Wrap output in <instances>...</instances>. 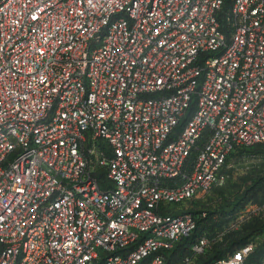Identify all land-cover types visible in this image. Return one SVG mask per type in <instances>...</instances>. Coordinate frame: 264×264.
Masks as SVG:
<instances>
[{
  "label": "built area",
  "instance_id": "obj_1",
  "mask_svg": "<svg viewBox=\"0 0 264 264\" xmlns=\"http://www.w3.org/2000/svg\"><path fill=\"white\" fill-rule=\"evenodd\" d=\"M226 1L0 0V264H165L264 144V0Z\"/></svg>",
  "mask_w": 264,
  "mask_h": 264
},
{
  "label": "trees",
  "instance_id": "obj_2",
  "mask_svg": "<svg viewBox=\"0 0 264 264\" xmlns=\"http://www.w3.org/2000/svg\"><path fill=\"white\" fill-rule=\"evenodd\" d=\"M231 0H227L223 7V15L229 11L231 7ZM259 156L260 160L264 161V144H255L252 146L241 147L231 153L227 158V163H230L232 158H243L247 156ZM264 163H261V165ZM264 167V165H263ZM230 168L225 167L228 179L224 185L221 187L213 188L210 192H220L222 193L223 187L228 185L230 180ZM233 184L234 187L232 196L235 195V199L230 197L221 198L215 201L212 208L206 209L207 201H205V196L196 201L188 202L180 207V211H188L192 214L194 220L196 221L195 229L187 236L183 237L176 245L171 249L164 251L165 264H175L180 262L184 257L190 255L191 245L195 242L196 238L200 235H205L209 241L210 236L208 232L213 231L214 228L217 230H222L223 226L226 224L227 220L232 218L238 212L242 211L244 206L247 204L251 206H261L264 203V168L260 171H252L244 176L240 177V180ZM230 195V196H231ZM188 206V207H187ZM227 234L222 242L213 244L206 248L205 252L197 257L194 264H210L218 259L228 257L236 249L253 243L250 239V233L239 238H230L233 236L231 231L227 230ZM227 245L224 247V242L228 240ZM210 244V243H209ZM255 247V246H254ZM264 254V247H255L253 252L247 257L248 264H258L261 257Z\"/></svg>",
  "mask_w": 264,
  "mask_h": 264
},
{
  "label": "rangeland",
  "instance_id": "obj_3",
  "mask_svg": "<svg viewBox=\"0 0 264 264\" xmlns=\"http://www.w3.org/2000/svg\"><path fill=\"white\" fill-rule=\"evenodd\" d=\"M259 156H247L243 158H232L228 166L230 168V180L226 187H223L222 193L220 192H210L205 197L207 201L206 209L212 208L215 201L218 199L230 197L235 199V195H231L234 191L232 189L233 184L240 180L241 176L246 175L252 171H260L264 167L261 163L264 161L259 159ZM231 195V196H230ZM188 207V206H187ZM227 230L233 233L230 238H239L250 233V239L253 241L255 247H264V203L261 206H251L247 204L244 206L243 210L238 212L232 218L228 219L226 224L223 226L222 230H217L208 232L210 236V246L214 241L220 243L223 241L227 234ZM229 239L224 242V247L227 245ZM209 246V247H210Z\"/></svg>",
  "mask_w": 264,
  "mask_h": 264
}]
</instances>
